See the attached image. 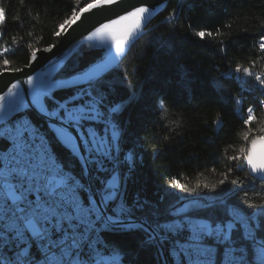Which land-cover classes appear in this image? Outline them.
I'll use <instances>...</instances> for the list:
<instances>
[{
	"label": "snow or ice",
	"instance_id": "6c2138e0",
	"mask_svg": "<svg viewBox=\"0 0 264 264\" xmlns=\"http://www.w3.org/2000/svg\"><path fill=\"white\" fill-rule=\"evenodd\" d=\"M4 3L0 0V26L8 17ZM75 3L52 34L61 37L85 13H115L85 37L91 47L107 46L102 61L85 69L71 61L43 75L25 73V80L13 77L0 89V264H122L110 237L134 231L145 236L141 247H155L160 256L166 249L164 264H264V197L258 203L235 198L257 181L264 188V116L247 108L239 146L230 144L231 153L224 155L222 178L191 186L172 180L167 196L176 203L151 220H137L135 209L143 205L137 200L130 206L124 195L133 168L131 153L121 157L117 117L125 104L110 102L117 89L110 77L117 58L159 8L144 0ZM175 17L174 8L165 20L171 23ZM195 35L215 40L221 33L198 30ZM258 46L264 52V31ZM28 47L29 60L22 67L12 66L8 47L0 48V77L32 67L41 49ZM241 72L244 78L236 77L240 86L264 96V76L237 64L235 73ZM124 86L131 102L134 86ZM159 108H164L162 101ZM216 123L222 122L218 118ZM125 164L127 171H122ZM176 190L187 195L177 196Z\"/></svg>",
	"mask_w": 264,
	"mask_h": 264
},
{
	"label": "trees",
	"instance_id": "16d2710c",
	"mask_svg": "<svg viewBox=\"0 0 264 264\" xmlns=\"http://www.w3.org/2000/svg\"><path fill=\"white\" fill-rule=\"evenodd\" d=\"M88 2L91 0H80V6ZM2 6L8 9V17L6 24L0 26V48L8 47L12 66L22 67L29 60V45L42 49L58 41L53 30L71 15L76 3L7 0ZM174 8L176 17L170 23L165 17ZM262 23L264 0H170L146 33L113 67L110 78L117 89L109 99L125 104L117 120L122 132L121 154L126 150L136 154V173L128 196L130 203L135 194L141 198L143 208L137 211L138 215L151 220L156 212L176 203L167 196L173 191L169 187L172 180L191 186L197 180L210 184L222 178L218 173L223 171L224 155L231 153L230 144L239 146L241 121L247 108L253 107L257 115L264 116L259 111L264 107L260 103L264 96L250 87L242 88L236 77L244 78L243 72L235 73L240 64L264 76V52L258 46L264 31ZM198 30H219L221 35L215 40H201L195 35ZM105 52L106 47L102 50L99 45L91 47L85 43L67 63L74 61L85 69L93 62H101ZM129 82L135 90L131 102L124 86ZM238 99L241 103H237ZM161 101L163 109L159 108ZM218 118L221 124L216 123ZM37 124L44 127L42 121L37 120ZM176 195L187 194L176 190ZM262 197L264 188L257 181L235 198L258 203ZM144 239L139 231L110 237L123 260L163 264L155 247H141Z\"/></svg>",
	"mask_w": 264,
	"mask_h": 264
},
{
	"label": "water",
	"instance_id": "95a60500",
	"mask_svg": "<svg viewBox=\"0 0 264 264\" xmlns=\"http://www.w3.org/2000/svg\"><path fill=\"white\" fill-rule=\"evenodd\" d=\"M169 1L170 0H144V2L159 8V11L153 10L152 14L147 18L146 21L147 27L151 23V21L166 8ZM178 1L180 3L182 0H178ZM134 2L138 4L140 0H134ZM161 3H163L164 5L163 7L160 6ZM86 17H92V14L85 13L81 17V19L72 26V28L67 29V31L64 32L61 35V37H59L58 41L55 43V47L53 48L52 52L46 53L43 52L41 49V51L38 52V57H39L38 60L35 63H33L31 68L25 69V71L22 73L6 74L5 77H0V89H6V87L10 84V82H12L13 77H20L22 80H25L27 78L25 73H30L34 76L43 75L44 73H47L53 68H59V66L66 64L67 61L75 54V52L83 44L90 43L87 40H85V37L87 35H90L91 31H93L95 27L99 26L98 21L104 20L105 22H107L108 18H115V13L106 12L104 13L103 16H95L90 19H86ZM147 27L142 32H140L136 37L133 38L132 42L125 50L124 55L120 56V58L117 60L116 64L113 65V67L116 66L121 61V59L131 48V46L146 33ZM24 87L26 88L27 85H24ZM166 255H167V251L165 249L164 256H161L163 260V264Z\"/></svg>",
	"mask_w": 264,
	"mask_h": 264
},
{
	"label": "bare ground",
	"instance_id": "6f19581e",
	"mask_svg": "<svg viewBox=\"0 0 264 264\" xmlns=\"http://www.w3.org/2000/svg\"><path fill=\"white\" fill-rule=\"evenodd\" d=\"M133 40V39H132ZM132 40L130 41V43L132 42ZM130 43L126 46V49L128 48V46L130 45ZM105 47H107V46H105ZM125 49V50H126ZM120 57H118L117 58V60L119 59ZM117 62V61H116ZM129 153H131L132 155H133V168H132V171H131V173H130V179L128 180V182H127V186H126V191H125V193H124V195H125V198H126V200H127V202H128V204L130 205V206H134L135 207V205H136V201L137 200H139L140 201V203L143 205V202H142V200H141V198L139 197V195L138 194H135L134 196H133V198H132V203H130L131 202V200L129 199V196H128V189H129V186H130V184H131V182L133 181V178H134V175H135V173H136V154H135V152L133 151V150H126L123 154H121V157H122V159H123V157H126ZM122 171H127V165L125 164V165H122ZM129 191H131V190H129ZM133 195V194H132ZM143 208V207H142ZM142 208H136L135 209V217L137 218V220H144L145 219V216H140V215H138L137 214V211H139V209H142ZM120 255H121V252H120ZM161 259H162V257H161ZM121 261L122 262H125V260H123V257L121 256ZM162 262H163V260H162ZM133 264V263H132Z\"/></svg>",
	"mask_w": 264,
	"mask_h": 264
},
{
	"label": "built area",
	"instance_id": "2783aa9c",
	"mask_svg": "<svg viewBox=\"0 0 264 264\" xmlns=\"http://www.w3.org/2000/svg\"><path fill=\"white\" fill-rule=\"evenodd\" d=\"M39 125V124H38ZM40 126V125H39ZM41 127V126H40ZM130 154V153H129ZM128 154V155H129ZM122 262V261H121ZM122 264H132V262L131 261H125V262H122Z\"/></svg>",
	"mask_w": 264,
	"mask_h": 264
},
{
	"label": "rangeland",
	"instance_id": "374dc122",
	"mask_svg": "<svg viewBox=\"0 0 264 264\" xmlns=\"http://www.w3.org/2000/svg\"><path fill=\"white\" fill-rule=\"evenodd\" d=\"M105 47V46H104Z\"/></svg>",
	"mask_w": 264,
	"mask_h": 264
}]
</instances>
